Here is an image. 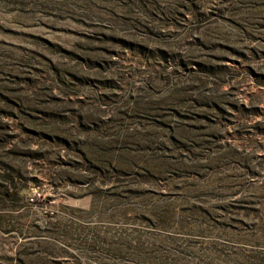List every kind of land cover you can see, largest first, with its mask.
Wrapping results in <instances>:
<instances>
[{
    "label": "rangeland",
    "instance_id": "rangeland-1",
    "mask_svg": "<svg viewBox=\"0 0 264 264\" xmlns=\"http://www.w3.org/2000/svg\"><path fill=\"white\" fill-rule=\"evenodd\" d=\"M0 264H264V0H0Z\"/></svg>",
    "mask_w": 264,
    "mask_h": 264
}]
</instances>
